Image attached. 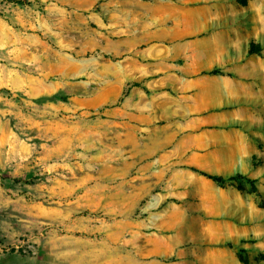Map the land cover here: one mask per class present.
Returning <instances> with one entry per match:
<instances>
[{
  "label": "rangeland",
  "instance_id": "374dc122",
  "mask_svg": "<svg viewBox=\"0 0 264 264\" xmlns=\"http://www.w3.org/2000/svg\"><path fill=\"white\" fill-rule=\"evenodd\" d=\"M31 1L0 0V264H89L82 262L92 249L87 240L103 239L115 218L144 221L149 235H175L181 250L169 258L176 261L193 246L203 255L230 246L243 264H264V123L241 127L260 141L261 153L246 159L258 175L238 163L206 170L242 174L223 185L254 196L255 210L234 204L208 214L193 205V218L183 217V194L197 187L186 186L196 166L184 146L192 133L184 88L159 81L153 65L160 59L114 41L94 19L105 0ZM230 1L235 14L225 21L240 34L243 60L264 58V0ZM161 2L143 0L144 9L158 12ZM198 161L209 163L203 155ZM224 218L250 231L224 234L216 226L215 235L185 239L184 222Z\"/></svg>",
  "mask_w": 264,
  "mask_h": 264
},
{
  "label": "crops",
  "instance_id": "0c3cea01",
  "mask_svg": "<svg viewBox=\"0 0 264 264\" xmlns=\"http://www.w3.org/2000/svg\"><path fill=\"white\" fill-rule=\"evenodd\" d=\"M144 6L143 0H105L101 13H94L93 17L107 27L114 41L126 46L131 44V50L136 49L148 58L160 59L153 65L156 71L153 74H159V81H174L184 88L182 109L187 127L192 130L184 145L193 150L190 165L225 172L238 163L246 173L258 175V169L250 170L246 159L261 153L260 141L253 133L230 122L264 123V58L250 56L243 60L239 50L240 34L229 18L225 21L228 15L235 14L234 1L162 0L158 12L154 13L146 11ZM234 47L237 50L232 52ZM216 66L222 72L203 73ZM201 155L206 157L208 164L198 161ZM187 173L193 180L186 186L195 183L197 187L183 194V217L193 218L190 209L193 205L208 214L226 210L234 204L247 205L250 213L255 210V197L250 193H242L235 185L224 186L207 177L199 178L192 170ZM130 225H134L132 238L127 237ZM216 226L222 228L224 234L250 231V225L227 218L204 221L200 227H194L192 221L184 222L181 227L189 241L193 235H215L218 233ZM148 227L141 220L131 222L127 218H115L104 228L103 239L87 240L92 249L83 254L82 262L243 264L240 254L230 246L206 248L204 255L199 254L201 247L193 246L188 254L179 255L183 259L173 260L169 256L181 250L182 241L163 232L144 233ZM130 250L140 252L142 257L132 259ZM162 255L165 258L162 259Z\"/></svg>",
  "mask_w": 264,
  "mask_h": 264
},
{
  "label": "trees",
  "instance_id": "16d2710c",
  "mask_svg": "<svg viewBox=\"0 0 264 264\" xmlns=\"http://www.w3.org/2000/svg\"><path fill=\"white\" fill-rule=\"evenodd\" d=\"M8 1H13V2H16L18 4H21V5H28V4H31V0H8ZM253 45H254V48H253ZM252 45V48H251V51L254 52V53H258L260 51V49L258 48V44H253ZM219 72H222V69L218 66L212 68V69H209V70H206L204 71L203 73H219ZM55 97V96H53ZM230 125H236V126H240L242 127L243 129H247V125L246 123L242 122V121H235V122H230ZM192 169L194 171H197L199 172L200 174L214 180V181H217L219 183H227V182H232V181H237L239 180L240 178H242V174H232V175H223V174H220V173H217V172H208L206 170H203V169H200V168H197V167H192Z\"/></svg>",
  "mask_w": 264,
  "mask_h": 264
}]
</instances>
